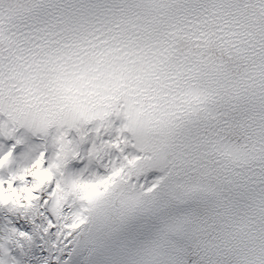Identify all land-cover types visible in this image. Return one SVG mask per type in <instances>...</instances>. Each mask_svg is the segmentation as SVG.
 Listing matches in <instances>:
<instances>
[{"label": "snow or ice", "instance_id": "snow-or-ice-1", "mask_svg": "<svg viewBox=\"0 0 264 264\" xmlns=\"http://www.w3.org/2000/svg\"><path fill=\"white\" fill-rule=\"evenodd\" d=\"M0 264H264V0H0Z\"/></svg>", "mask_w": 264, "mask_h": 264}]
</instances>
